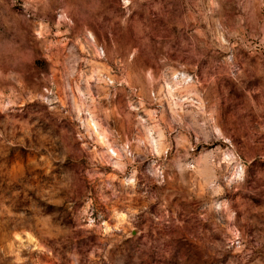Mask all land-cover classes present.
Here are the masks:
<instances>
[{"label": "rangeland", "instance_id": "rangeland-1", "mask_svg": "<svg viewBox=\"0 0 264 264\" xmlns=\"http://www.w3.org/2000/svg\"><path fill=\"white\" fill-rule=\"evenodd\" d=\"M0 264H264V0H0Z\"/></svg>", "mask_w": 264, "mask_h": 264}]
</instances>
